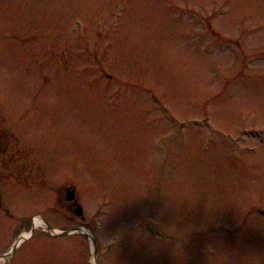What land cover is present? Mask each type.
I'll use <instances>...</instances> for the list:
<instances>
[{
  "label": "rangeland",
  "instance_id": "rangeland-1",
  "mask_svg": "<svg viewBox=\"0 0 264 264\" xmlns=\"http://www.w3.org/2000/svg\"><path fill=\"white\" fill-rule=\"evenodd\" d=\"M75 18L86 23L78 35L101 59L94 53L58 70L59 57L75 52ZM210 18L211 30L201 28ZM31 25L45 31L41 40H21L35 33ZM212 30L238 40L242 55ZM100 64L103 79L73 74ZM146 91L179 121L174 133ZM0 108L40 162L48 161L47 187L79 190L87 220L57 216L59 206L49 223L96 233L102 248L126 242L128 252L106 264H264V222L256 215L264 210V145L238 134L264 131V0H0ZM3 190L14 198L5 201L14 215L29 214L25 191ZM152 194L161 199L154 205ZM37 199L36 215L48 203ZM147 203L154 216L141 221ZM31 215L8 222L0 215V256L17 240V222L26 226ZM146 223L171 235L162 249ZM220 225L230 237H201ZM141 233L140 246L132 243ZM66 245L75 259L60 241L36 239L13 264H83L89 240Z\"/></svg>",
  "mask_w": 264,
  "mask_h": 264
},
{
  "label": "bare ground",
  "instance_id": "bare-ground-1",
  "mask_svg": "<svg viewBox=\"0 0 264 264\" xmlns=\"http://www.w3.org/2000/svg\"><path fill=\"white\" fill-rule=\"evenodd\" d=\"M39 223V222H38ZM38 225V224H37Z\"/></svg>",
  "mask_w": 264,
  "mask_h": 264
}]
</instances>
